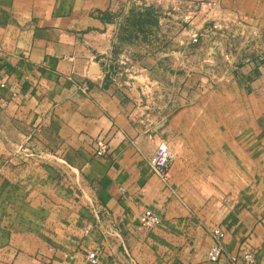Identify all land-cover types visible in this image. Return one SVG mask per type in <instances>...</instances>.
Instances as JSON below:
<instances>
[{
	"label": "crops",
	"instance_id": "0c3cea01",
	"mask_svg": "<svg viewBox=\"0 0 264 264\" xmlns=\"http://www.w3.org/2000/svg\"><path fill=\"white\" fill-rule=\"evenodd\" d=\"M125 1L0 0V264H93L86 258L93 248L100 252L94 264H215L202 255L212 227L224 230L227 252L249 243L255 264H264L258 197L241 195L228 208L227 198L211 196L191 211L176 185L151 172L156 136L105 77L107 12ZM166 1L211 2L220 15L264 35V0ZM259 57L232 76L251 89L264 118ZM98 136L108 142L104 156L94 153ZM27 137L31 158L13 152ZM145 206L161 214L150 229L138 221Z\"/></svg>",
	"mask_w": 264,
	"mask_h": 264
},
{
	"label": "rangeland",
	"instance_id": "374dc122",
	"mask_svg": "<svg viewBox=\"0 0 264 264\" xmlns=\"http://www.w3.org/2000/svg\"><path fill=\"white\" fill-rule=\"evenodd\" d=\"M106 18L105 77L155 146L164 141L174 151L169 182L189 210L211 196L227 198L228 208L255 196L264 207V118L251 89L232 76L264 54V35L211 2L126 0Z\"/></svg>",
	"mask_w": 264,
	"mask_h": 264
},
{
	"label": "built area",
	"instance_id": "2783aa9c",
	"mask_svg": "<svg viewBox=\"0 0 264 264\" xmlns=\"http://www.w3.org/2000/svg\"><path fill=\"white\" fill-rule=\"evenodd\" d=\"M199 4L203 5V2ZM197 39L198 34L192 33L191 40L197 41ZM1 72L2 71L0 69V75L2 74ZM4 85V81H0V86L3 87ZM79 88L82 91H86L88 87L86 85H81ZM94 145L95 154L104 156L108 153V142L104 137H96L94 140ZM13 152L23 158H31L35 156L34 148L29 143V137L25 138L21 143L15 145ZM36 158H40V156L36 155ZM173 159L174 151L164 141L158 142L153 152L148 157V164L151 172L163 183L169 185H171L169 182V169ZM100 218L101 216L99 215L98 211H95V221L99 222ZM138 221L142 228L150 229L161 222V214L158 211L145 206L138 212ZM91 227L92 223H87L83 228L84 233H88ZM209 231L212 236V243L202 254L205 259L212 261L215 264H220L223 260H225L227 264H255L256 249L253 245L248 243L245 244L238 252L229 253L224 249L222 243V240L225 236L224 230H222L220 227H212L209 229ZM86 258L93 264L97 263L100 259L99 249L93 248L88 250L86 252Z\"/></svg>",
	"mask_w": 264,
	"mask_h": 264
},
{
	"label": "water",
	"instance_id": "95a60500",
	"mask_svg": "<svg viewBox=\"0 0 264 264\" xmlns=\"http://www.w3.org/2000/svg\"><path fill=\"white\" fill-rule=\"evenodd\" d=\"M92 69H95V67L92 66ZM95 71V70H94Z\"/></svg>",
	"mask_w": 264,
	"mask_h": 264
}]
</instances>
